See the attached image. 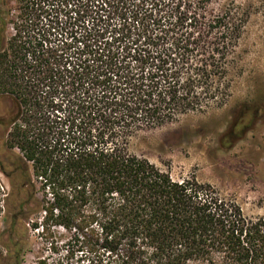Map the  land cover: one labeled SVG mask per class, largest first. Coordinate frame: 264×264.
I'll return each mask as SVG.
<instances>
[{"label":"trees","instance_id":"16d2710c","mask_svg":"<svg viewBox=\"0 0 264 264\" xmlns=\"http://www.w3.org/2000/svg\"><path fill=\"white\" fill-rule=\"evenodd\" d=\"M208 2L0 0V258L36 232L75 264H264L263 218L131 151L229 98L241 26Z\"/></svg>","mask_w":264,"mask_h":264},{"label":"rangeland","instance_id":"374dc122","mask_svg":"<svg viewBox=\"0 0 264 264\" xmlns=\"http://www.w3.org/2000/svg\"><path fill=\"white\" fill-rule=\"evenodd\" d=\"M15 20L17 0H1ZM235 12L240 36L230 57V96L221 108L191 114L179 121L140 133L132 153L147 159L181 181L196 178L234 200L248 218L264 219V0H209L206 14ZM12 34L8 24L6 35ZM0 101V116L11 108ZM246 109L244 115L243 110ZM8 128L0 126V158ZM10 192L9 179L0 172V195ZM18 210V209H17ZM0 213V233L5 226ZM0 253L2 250L0 248ZM0 264H14L3 252ZM22 264H75L63 251L53 250L40 234L29 232Z\"/></svg>","mask_w":264,"mask_h":264}]
</instances>
